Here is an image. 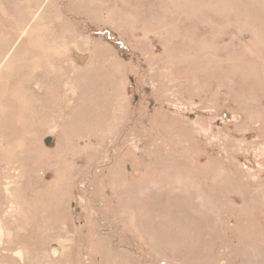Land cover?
I'll return each instance as SVG.
<instances>
[{
	"label": "rangeland",
	"instance_id": "374dc122",
	"mask_svg": "<svg viewBox=\"0 0 264 264\" xmlns=\"http://www.w3.org/2000/svg\"><path fill=\"white\" fill-rule=\"evenodd\" d=\"M0 27V65L39 62L0 118V264H264V0H0Z\"/></svg>",
	"mask_w": 264,
	"mask_h": 264
},
{
	"label": "crops",
	"instance_id": "0c3cea01",
	"mask_svg": "<svg viewBox=\"0 0 264 264\" xmlns=\"http://www.w3.org/2000/svg\"><path fill=\"white\" fill-rule=\"evenodd\" d=\"M61 19L63 21L64 17H61ZM1 29L3 28L0 27V35H6V33H3V30ZM7 37H9L8 34ZM15 42L19 43L17 40H15ZM15 42L12 43L13 46ZM34 72L37 73L35 70ZM24 73V62H16L13 64L11 70H5L2 72L3 75L0 76V118L3 114L5 115L4 120L6 121L8 132L9 127H12L14 123H17L12 121V118L14 116V119H17L18 108L20 107V109H23L24 107V79L22 78L24 77ZM19 93L21 94V97H23L22 101L20 100Z\"/></svg>",
	"mask_w": 264,
	"mask_h": 264
},
{
	"label": "bare ground",
	"instance_id": "6f19581e",
	"mask_svg": "<svg viewBox=\"0 0 264 264\" xmlns=\"http://www.w3.org/2000/svg\"><path fill=\"white\" fill-rule=\"evenodd\" d=\"M25 2V1H24ZM27 33H25L24 35H26ZM27 40H29V39H27ZM10 45L11 44H9V42H8V40H6V39H4L2 36H0V49H8L9 47H10ZM18 53V52H17ZM34 55H33V54ZM14 54V52L12 53V54H10L9 56H6L5 58V60L4 59H2V65H0V74L1 75H3L2 74V72H4L5 70H11V68H12V66H13V64L14 63H21V62H24V64H25V62H27V61H33V60H36L37 62H38V60H37V58H35V54L36 53H34V52H31L30 54L29 53H27V54H22V55H20V56H18V57H15V54ZM51 55V52L49 53V51H41L40 52V55H39V57H40V60H46L47 58H49V56ZM27 59H29V60H27ZM39 63V62H38ZM36 70V69H35ZM14 73V72H13ZM0 75V76H1ZM66 89V88H65ZM64 95V94H63ZM64 97H66V99H65V108L66 109H71L72 108V106H71V101L68 99V95L65 93V95H64ZM1 107V106H0ZM1 110V109H0ZM2 120L0 119V122H1ZM5 121V120H4ZM6 123V122H5ZM4 123V124H5ZM1 124V123H0ZM3 124V125H4ZM1 126V125H0ZM7 126V125H6ZM5 128V127H4ZM7 130V129H6ZM182 141V140H181ZM183 145V144H182ZM186 150V149H185ZM143 171V170H142ZM19 174V173H18ZM138 174V173H137ZM7 187H8V190H7V195H9L10 196V194H11V191H10V189L13 187V185H12V182H10V181H7ZM13 204V203H12ZM12 210V209H11ZM4 238H5V230H4V228H3V226H2V223H0V243L2 244L3 242H4ZM22 252V251H21ZM21 252H17V255L21 258L23 255H22V253ZM15 253V252H14Z\"/></svg>",
	"mask_w": 264,
	"mask_h": 264
},
{
	"label": "water",
	"instance_id": "95a60500",
	"mask_svg": "<svg viewBox=\"0 0 264 264\" xmlns=\"http://www.w3.org/2000/svg\"><path fill=\"white\" fill-rule=\"evenodd\" d=\"M76 58V57H75ZM46 144H47V146H52V140H51V138H48L47 140H46Z\"/></svg>",
	"mask_w": 264,
	"mask_h": 264
},
{
	"label": "flooded vegetation",
	"instance_id": "af4514ba",
	"mask_svg": "<svg viewBox=\"0 0 264 264\" xmlns=\"http://www.w3.org/2000/svg\"><path fill=\"white\" fill-rule=\"evenodd\" d=\"M66 17H67V16H66ZM70 17H72V18H75V17H74V16H72V15H71ZM68 18H69V16H68Z\"/></svg>",
	"mask_w": 264,
	"mask_h": 264
}]
</instances>
